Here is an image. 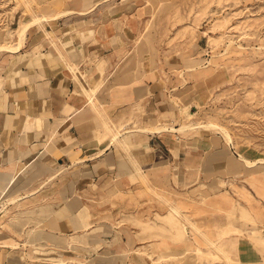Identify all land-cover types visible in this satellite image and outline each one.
<instances>
[{"label":"crops","instance_id":"crops-1","mask_svg":"<svg viewBox=\"0 0 264 264\" xmlns=\"http://www.w3.org/2000/svg\"><path fill=\"white\" fill-rule=\"evenodd\" d=\"M122 1L79 0L33 16L13 38L0 25V210L23 212L20 226L0 230V264H82L74 259L98 255L125 260L95 264H151L143 245L160 237L117 213L148 210L128 192L142 190L148 173L172 179L156 168L192 161L195 141L165 131L168 82L135 69L137 22ZM112 78L122 84L106 86Z\"/></svg>","mask_w":264,"mask_h":264},{"label":"rangeland","instance_id":"rangeland-1","mask_svg":"<svg viewBox=\"0 0 264 264\" xmlns=\"http://www.w3.org/2000/svg\"><path fill=\"white\" fill-rule=\"evenodd\" d=\"M77 1L0 0L2 35L13 38L33 16L74 8ZM122 2L137 22L130 51L135 69L153 70L168 82L171 118L163 125L185 124L165 131L179 142L195 141V151L192 161L156 168L173 171L172 179L148 173L142 190L137 185L128 192L147 200L139 218L125 209L117 214L140 225L145 237H160L143 245L151 264H264V0ZM116 80L106 86L122 84ZM208 122L226 129L230 140L221 128L205 127ZM202 137L210 140V150H197ZM243 157L256 162L245 164ZM182 170L188 173L182 176ZM20 207L0 210V230L21 225ZM97 259L125 257L74 262Z\"/></svg>","mask_w":264,"mask_h":264},{"label":"bare ground","instance_id":"bare-ground-1","mask_svg":"<svg viewBox=\"0 0 264 264\" xmlns=\"http://www.w3.org/2000/svg\"><path fill=\"white\" fill-rule=\"evenodd\" d=\"M65 11H63V12H59L58 14H62V13H64ZM42 15V14H41ZM40 15V16H41ZM43 16H45V15H43ZM42 16V17H43ZM29 22V21H28ZM27 22V23H28ZM32 22H33V19H32ZM30 23V22H29ZM27 26H28V24H26ZM28 28V27H27ZM25 30V29H24ZM23 30V31H24ZM21 31V30H20ZM25 32V31H24ZM24 34H26V33H24ZM24 35L22 34V37H23ZM21 39V38H20ZM21 43H22V41H21ZM20 42H19V45L21 44ZM18 45V46H19ZM8 45H6V47H7ZM5 47V46H4ZM9 47V46H8ZM11 47V46H10ZM15 47H17V46H15ZM15 47H12V48H15ZM193 124V123H192ZM196 124V123H195ZM205 125V127H210V126H216V127H218V128H221L222 129V131H223V134L226 136V138L228 139V140H230V135H229V133H228V131L226 130V129H224L223 127H220V126H218L217 124H215V123H213V122H208V123H206V124H204ZM183 126H185V124L184 125H181V126H174V125H169V126H166L167 128H169V129H172V130H177V129H182L183 128ZM197 126V125H196ZM164 127V126H163ZM194 127V126H193ZM243 159L247 162V163H245V164H248V165H251V164H253V163H255L256 161L255 160H249V159H247V158H244L243 157ZM17 199H19V197H18V195H13L12 197H9V201L11 202V201H16Z\"/></svg>","mask_w":264,"mask_h":264}]
</instances>
